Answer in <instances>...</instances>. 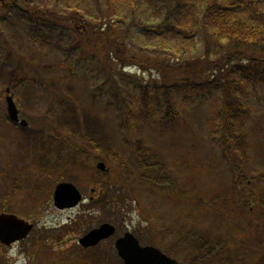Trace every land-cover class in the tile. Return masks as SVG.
<instances>
[{"label": "rangeland", "instance_id": "374dc122", "mask_svg": "<svg viewBox=\"0 0 264 264\" xmlns=\"http://www.w3.org/2000/svg\"><path fill=\"white\" fill-rule=\"evenodd\" d=\"M89 1L98 18L94 27L100 25L105 38L117 37L112 29L119 30L130 21L129 49L149 39L159 50L165 42L173 46L171 53L178 48L179 39L144 32L145 26H152L150 7L128 8L102 20L99 10L115 13L117 3L107 7L104 0ZM47 3L52 7L47 0H0V214L33 224L25 238L10 244L0 241V264H123L114 241L125 231L133 233L141 245H154L187 264L185 245L194 236L189 232L200 228V233L212 236V246L224 244L235 264H264V196L256 197L264 192V84L239 85L246 90L249 105L244 125L247 145L240 149L243 160L238 156L233 163L214 129L221 103L217 90L190 89L183 81L170 83L166 91L179 116L178 126L160 129L132 120L125 111L132 103L133 107L140 103V84L148 88L146 110L156 116L163 112L162 74L110 61L102 51L103 37L86 40L81 32L67 30L56 19L65 15L60 9L48 20L56 26L43 30L40 23L46 24V19L39 12ZM198 40L195 47L186 48V56L202 52L203 40ZM7 94L19 111L16 122L6 113ZM58 98L73 105L79 124L84 114L97 116L100 129L108 135L103 143L78 138L72 127L68 131ZM21 118L25 127L18 123ZM137 141L148 154L136 149ZM132 158L139 167L154 164L161 174L166 168L171 181L159 187L153 183L160 174L146 173L156 178L145 186L123 183L120 174L123 178L136 175L138 167L132 165ZM119 160L133 172H123ZM98 161L105 163V170L96 169ZM234 165L254 180L247 183L246 178L235 177ZM60 181L73 183L83 200L64 210L55 207L51 194ZM236 190L242 191V204ZM105 221L115 226L113 235L93 246L78 243L80 236Z\"/></svg>", "mask_w": 264, "mask_h": 264}, {"label": "trees", "instance_id": "16d2710c", "mask_svg": "<svg viewBox=\"0 0 264 264\" xmlns=\"http://www.w3.org/2000/svg\"><path fill=\"white\" fill-rule=\"evenodd\" d=\"M47 1L52 7L48 8L49 4L47 3L44 5L43 11L39 12L41 17L46 19L44 20L46 24L40 23L43 30L56 26V24H49L48 20H52L60 9L62 15H65L61 19L56 16V19L61 25L65 24L67 30L75 32L77 35H80L81 32L83 36H86V40L90 37L92 39L103 37L102 51L104 57L106 54L110 61L121 62L123 66L134 65L140 69L149 67L150 71L162 74L164 82H161V86L166 92L163 112L156 116L146 110L148 88H146V83L140 84L143 87L138 95L140 103H134V107L132 103V108L129 107L125 111V114L131 116L132 120H142L160 129H164L166 125H169L167 127L178 126L179 116L169 99L166 86L170 83L183 81L190 89L202 88L211 93L215 89L220 94L221 103L214 119L215 128L213 124L212 127L220 133L221 141L224 143L223 148L227 153L226 156L229 157L228 160L235 159L233 163H236L238 156H240V160H243L240 149L247 145L244 125L245 118L249 116V105L246 102V90L241 89L239 85L246 84L255 88L257 85L264 84V0H104L107 7L117 3V9L115 13H111L108 8L100 9L102 20L110 19L112 15L116 17L118 13L123 10L126 12L128 8L150 7L153 12L148 21L151 19L152 26H145L144 32L151 37L166 36L170 40L179 39V46L172 53L169 48L173 46L170 43L165 42L159 50L151 44V39L138 48L131 46L129 49L126 44V36L131 27L130 21L119 30L112 29L117 37L106 36L105 38L103 36L105 32L98 30L101 26L94 27L98 18L89 8L91 6L89 0ZM96 1L99 3L101 0ZM120 3L122 8H120ZM92 4L96 6L93 2ZM156 9L159 11H155ZM155 14L158 16H154ZM141 23L142 21L138 23V27ZM108 25V28L111 29V22ZM198 37L203 40L202 52L186 56V48L195 47L199 43ZM184 40L192 42L184 44ZM126 49L129 50L128 53H125ZM212 52H215V57H212ZM135 53L143 57L146 63L144 64L143 60L138 59ZM36 75L44 82L38 74ZM188 75L192 77H187ZM59 95L61 94L56 96ZM58 103L64 106L60 117L64 118L63 125L66 129L69 128L68 131L73 128V132L78 138L88 142L95 139L97 144L103 143V140L107 138L108 135L104 133V129L99 127L97 116L84 114L83 124H79L73 105L66 103L63 98H58ZM64 112H68L69 115ZM80 125H83L82 128ZM135 144L136 149L144 150L146 154L149 153L146 147L141 146L140 141ZM153 155L157 156L158 153L153 152ZM110 158L112 159V157ZM131 160L132 165L138 167L135 170L136 175L134 178L129 176L123 178L120 174L123 183L128 185L131 182L130 185H132L134 182L145 186L146 182H152L156 178V176L147 175L149 173L151 175L160 174V180L153 183L156 186L166 187L171 181L166 168L163 169L165 174H161L154 170V164L143 163L139 167L137 159L132 158ZM117 162L123 172H133L129 170L123 160ZM147 166H150L149 170H146ZM234 167H236L235 177L246 178L248 183L252 179L254 180V176L249 178L248 175L241 172L240 165H234ZM258 178L257 176L256 179ZM133 188L131 186V189ZM236 192L238 199L242 200V191L239 193L236 190ZM260 196H264L263 191L256 193L257 199ZM200 230L202 229L189 232L190 236H194L185 245L187 264H233L232 262L235 264L237 260L232 261L228 258L231 253L225 250L224 244L221 242V244H214L213 246L216 247L214 248L210 242L212 236L202 234ZM177 245L182 247L181 243H177Z\"/></svg>", "mask_w": 264, "mask_h": 264}, {"label": "water", "instance_id": "95a60500", "mask_svg": "<svg viewBox=\"0 0 264 264\" xmlns=\"http://www.w3.org/2000/svg\"><path fill=\"white\" fill-rule=\"evenodd\" d=\"M8 89L6 90V92ZM6 108L11 119H17V108L11 95H6ZM21 124L25 125L26 121L21 119ZM98 168H104V163L99 162ZM80 197V193L69 182H60L55 186L53 199L55 205L59 207L74 205ZM31 225L23 223L21 219L14 215H0V240L10 242L17 238L23 237L30 229ZM115 230V227L108 222L90 229L82 235L78 241L83 246H89L97 243L99 240L109 236ZM114 245L118 255L122 258L123 264H181L174 258L169 257L158 248L152 245H140L137 238L129 231L118 236Z\"/></svg>", "mask_w": 264, "mask_h": 264}, {"label": "flooded vegetation", "instance_id": "af4514ba", "mask_svg": "<svg viewBox=\"0 0 264 264\" xmlns=\"http://www.w3.org/2000/svg\"><path fill=\"white\" fill-rule=\"evenodd\" d=\"M52 203H53V201H52ZM64 209H66V208H64ZM64 209H61V210H64Z\"/></svg>", "mask_w": 264, "mask_h": 264}]
</instances>
